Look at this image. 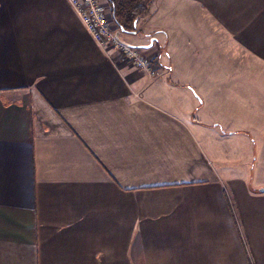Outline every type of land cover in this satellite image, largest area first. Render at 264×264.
I'll return each mask as SVG.
<instances>
[{
    "label": "crops",
    "instance_id": "1",
    "mask_svg": "<svg viewBox=\"0 0 264 264\" xmlns=\"http://www.w3.org/2000/svg\"><path fill=\"white\" fill-rule=\"evenodd\" d=\"M121 36L159 76L68 0H0V264H264V0Z\"/></svg>",
    "mask_w": 264,
    "mask_h": 264
},
{
    "label": "built area",
    "instance_id": "2",
    "mask_svg": "<svg viewBox=\"0 0 264 264\" xmlns=\"http://www.w3.org/2000/svg\"><path fill=\"white\" fill-rule=\"evenodd\" d=\"M94 40L104 49L118 53L121 59L150 77L160 75L155 67L158 55L149 56L141 48L125 41L122 28L113 20L108 5L102 0H68ZM156 58V59H155ZM155 59V60H154Z\"/></svg>",
    "mask_w": 264,
    "mask_h": 264
},
{
    "label": "trees",
    "instance_id": "3",
    "mask_svg": "<svg viewBox=\"0 0 264 264\" xmlns=\"http://www.w3.org/2000/svg\"><path fill=\"white\" fill-rule=\"evenodd\" d=\"M114 22L124 31L136 29L138 21L150 12L153 0H108Z\"/></svg>",
    "mask_w": 264,
    "mask_h": 264
},
{
    "label": "rangeland",
    "instance_id": "4",
    "mask_svg": "<svg viewBox=\"0 0 264 264\" xmlns=\"http://www.w3.org/2000/svg\"><path fill=\"white\" fill-rule=\"evenodd\" d=\"M103 1V0H102ZM108 10H109V12H111V8L110 7H108ZM123 37H126V36H123ZM149 56H154V55H156V54H148ZM156 59V58H155ZM154 59V60H155ZM155 67L157 68V64L155 63ZM159 70H160V72H161V68H158Z\"/></svg>",
    "mask_w": 264,
    "mask_h": 264
},
{
    "label": "water",
    "instance_id": "5",
    "mask_svg": "<svg viewBox=\"0 0 264 264\" xmlns=\"http://www.w3.org/2000/svg\"><path fill=\"white\" fill-rule=\"evenodd\" d=\"M123 30V29H122ZM124 31V30H123ZM133 46H135V45H133ZM138 47V46H137Z\"/></svg>",
    "mask_w": 264,
    "mask_h": 264
}]
</instances>
